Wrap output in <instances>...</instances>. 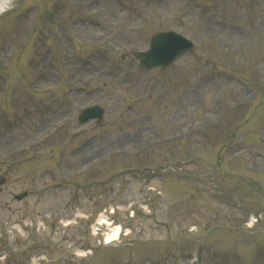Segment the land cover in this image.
I'll return each mask as SVG.
<instances>
[{
	"label": "rangeland",
	"instance_id": "1",
	"mask_svg": "<svg viewBox=\"0 0 264 264\" xmlns=\"http://www.w3.org/2000/svg\"><path fill=\"white\" fill-rule=\"evenodd\" d=\"M169 29L190 38L193 51L167 69H142L133 54ZM212 61L244 84L228 76L205 82ZM92 103L105 108L102 122L79 124ZM260 126L264 0H13L0 15V222L44 219L45 229L20 235L9 226L3 264L31 256L177 264L193 252L201 264H264L261 233L244 230L250 211L262 216L254 228L264 229ZM250 140L259 148L239 151ZM183 158L194 163L150 180V213L128 221L126 204L149 190L134 169ZM110 205L132 234L124 247L98 249L90 224ZM77 211L88 218L62 232L59 219ZM84 244L93 258L75 253ZM132 251L135 263L126 256Z\"/></svg>",
	"mask_w": 264,
	"mask_h": 264
},
{
	"label": "water",
	"instance_id": "2",
	"mask_svg": "<svg viewBox=\"0 0 264 264\" xmlns=\"http://www.w3.org/2000/svg\"><path fill=\"white\" fill-rule=\"evenodd\" d=\"M170 36L176 40L179 37L173 33H170ZM171 38L160 37L157 35L154 37V41H152L150 50L148 52H140L137 53V58L141 61L142 65L145 67H150L152 65H165L167 64L178 52L180 49V45L177 46V43H172V47L167 53L161 52L158 50L160 44H163L164 47L169 44ZM164 50V49H163ZM92 116H101V112H98L97 107H90L84 111V118L92 117Z\"/></svg>",
	"mask_w": 264,
	"mask_h": 264
},
{
	"label": "bare ground",
	"instance_id": "3",
	"mask_svg": "<svg viewBox=\"0 0 264 264\" xmlns=\"http://www.w3.org/2000/svg\"><path fill=\"white\" fill-rule=\"evenodd\" d=\"M13 0H0V15L1 13L8 11L11 9ZM97 224L98 225H102L104 223H107V220L105 219L104 216H100L97 218ZM97 227H93V231L97 230ZM120 231L122 232V229L119 228L118 226L113 227L110 230V234H106L104 237V243L105 244H113L115 243V241H117V239L120 237ZM77 255L82 256L83 252H81L80 250H78ZM85 255V254H83Z\"/></svg>",
	"mask_w": 264,
	"mask_h": 264
}]
</instances>
